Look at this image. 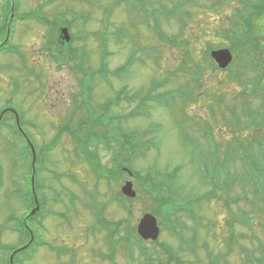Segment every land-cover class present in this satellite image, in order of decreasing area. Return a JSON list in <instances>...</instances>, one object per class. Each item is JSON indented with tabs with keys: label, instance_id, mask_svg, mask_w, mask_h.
<instances>
[{
	"label": "rangeland",
	"instance_id": "374dc122",
	"mask_svg": "<svg viewBox=\"0 0 264 264\" xmlns=\"http://www.w3.org/2000/svg\"><path fill=\"white\" fill-rule=\"evenodd\" d=\"M149 1L154 4H147L145 10L132 9L138 0H130L135 4L128 2L131 9L124 0H16L17 10L21 12L42 11L51 18L59 11L68 19L73 17V49H65L68 43L65 48L58 43L57 49L79 52L80 67L73 69L76 62L72 58L68 59L69 64H60L54 60L58 56L44 49L47 33L53 32L54 43L55 39L58 41V32L54 35L50 24L39 20L17 23L18 33L12 36L14 47L0 52V110L8 100L19 110H26L24 131L39 154L36 180L42 207L38 217L29 223L34 236L45 243L29 248L30 237L23 236L15 227L16 218L30 211V186L25 180L29 156L24 141L10 128L3 127L0 129V242L5 246H27L15 254L13 264H139L142 259L137 250L130 256L126 253L125 241L118 244L114 258H108L111 252L108 231L98 222L96 212L108 204L101 215L104 221L125 219L127 211L113 199L123 196L132 210L131 221L137 225L145 213L158 209L159 201L150 190L152 182L125 172L120 178L100 171L103 174L99 177L80 151L82 147L77 146L68 132L54 150L41 152L72 116L73 98L81 94L82 85L91 95L92 104L104 110L105 103L114 99L122 88L136 95L113 105L109 119L107 114L101 117L105 123L114 118L108 125L118 140L133 131L140 141L146 142L138 146L135 158L128 160L130 165L123 160L124 156L118 164L131 167L142 176L149 173L155 176V171L174 174L173 184L181 198L206 196L211 187L218 189L216 197L192 200L200 219L197 224L182 213L180 219L187 224L185 229H179L182 234L171 226L161 227L159 242L173 248L172 263L213 264L217 260L216 264H264V181L258 169L256 182L249 179L250 172H254L250 171V162L259 160L264 165V155L258 153L260 143L249 144L254 137L264 139V125L247 126L253 119L250 112L264 111V96L250 95L252 84L243 85L230 78L229 71H213L203 62V51L209 44L227 48V39L219 33L229 29L241 3L194 0L183 5L191 15L182 23L176 16L165 13L155 20V7H171L182 0ZM3 13L4 1L0 0V31L6 30ZM147 13H151L150 23L142 21ZM259 21L256 35L263 39L264 12ZM156 25L177 36L172 44L160 41ZM185 41L189 42L188 47L182 44ZM186 48L191 59L203 65L200 86H196L191 66L185 67L184 63L189 61L185 57ZM60 58H66V54ZM104 62L108 64V72L98 71ZM124 63L126 69L116 74ZM86 72L88 77L84 76ZM171 73L172 77L168 78ZM246 76L255 77V70ZM16 82L20 83L17 86L20 90L14 93ZM158 84L163 87L153 90ZM261 84L264 85V79ZM244 89L247 94H243ZM151 92V99L136 108L141 98ZM135 108L139 114L131 112ZM116 143L121 147L116 140L89 145L100 161V170L113 168ZM245 146L246 155L242 149ZM244 157L250 164L241 160ZM245 175L248 179L244 183L241 179L245 180ZM125 180H132L138 193L132 200L121 195ZM250 200L257 203L256 210ZM194 229L197 236L189 241ZM150 245L157 252V264L170 261L158 245L152 242ZM6 259L8 255L0 249V264Z\"/></svg>",
	"mask_w": 264,
	"mask_h": 264
},
{
	"label": "trees",
	"instance_id": "16d2710c",
	"mask_svg": "<svg viewBox=\"0 0 264 264\" xmlns=\"http://www.w3.org/2000/svg\"><path fill=\"white\" fill-rule=\"evenodd\" d=\"M194 0H182L179 2L174 3L171 7H164L161 6V14H164L169 17L176 16L182 23H184L189 17L190 13H188L184 8V4L188 3H194ZM241 5L235 10L233 19L231 22V26L228 27L229 29L223 30V32L219 33V36L224 38L225 40L227 39L228 45L226 47H229L234 53L237 54V57L235 58V61L233 64L227 68L229 69L230 72V78L234 80L240 81L241 84L243 85H249L252 83L253 79L248 78L246 75L248 72L255 70L256 76H261L264 73V58H261V55L264 53V44L262 41H260V37L256 35L258 33V29L260 27L259 20L263 16L264 12V0H239ZM152 4L154 3L153 1H148V0H138V3L136 5L132 6L134 8H140V9H145L147 8V4ZM129 7V6H128ZM130 8V7H129ZM160 8H155V20L158 19V15H156L157 10ZM131 9V8H130ZM139 9V10H140ZM138 10V11H139ZM148 15L142 19L143 22L145 23H150L149 22V15L151 13H147ZM156 33L159 36V39L161 42H173L177 36H171L166 33V31L162 30L158 25H156ZM172 44V43H171ZM182 44L187 45L189 44L188 41L183 42ZM219 48L218 46L215 47L212 44H209L206 50L203 51V62L208 64V67L215 71L218 70L217 65L214 63L210 56V51L212 49ZM187 49V48H186ZM185 57L189 59L188 62L184 63L185 67L191 66V69L193 70L192 72V77L196 82V86L201 85V77L203 76V65L202 63L199 62H194L193 59H191V52L187 49L185 53ZM236 69H234V67ZM127 67V64H123V67L119 70L116 71V74H120V72L123 70V68ZM83 71V69H81ZM87 71V70H85ZM98 71L102 72H108V64L107 62H104L101 64V68ZM88 72V71H87ZM85 73L84 76L88 77L89 73ZM115 73V70H113ZM96 73V72H95ZM97 75L100 76L97 72ZM102 76V75H101ZM100 76V77H101ZM172 77V73L168 78ZM86 78L83 81V84L85 85ZM163 87L162 84H158L154 86L153 90H156L158 87ZM87 88L82 85V91L80 95H76L74 99V106L72 108L71 114L72 116L69 117L68 122L64 127L58 130L55 138L48 144H45L44 147L42 148L41 152L43 154H46L47 152L54 150L58 144L61 141V138L65 132H68L70 135H72L75 139V142L77 143V146L81 148L86 160L92 165V168L94 171H97L96 174L101 175L100 171H107L112 176H118L121 173H123V169L121 166V163L118 164L117 161H121V158L124 156L123 160L128 163V160L131 158L134 159L136 154L138 153L137 149L141 144H145L146 142L140 141V136L135 133V132H129L128 135L121 136L122 140H118L116 136V132L112 133V130L109 128V123L114 119L111 118V121L109 122V115L110 112H112V106L113 105H119L120 100L122 98H130L132 99L133 97H136V95H131L129 94L128 90H123L118 93L117 98L108 100V102L105 103L104 109L100 108V105L94 106L91 102V99L89 96H91L87 93ZM124 91V92H123ZM191 91V90H190ZM246 93V89L243 90V94ZM250 95L253 96H264V85L260 84V78H257L254 83H252V87L250 89V92H248ZM126 94V95H125ZM151 94L152 92L149 93L148 96L141 98V102L145 103L147 99H151ZM191 94V93H190ZM247 94V93H246ZM157 98V97H155ZM93 106V107H92ZM264 106V104L262 105ZM141 107V106H140ZM101 109V110H100ZM131 112H135L134 114H137L138 111L136 112V108L132 110ZM245 113V109H244ZM253 115V119L248 121L247 126L252 127L253 125L259 126V125H264V113L255 111V112H250ZM107 114L108 119L106 120V123L104 122V119L101 118L102 116H105ZM240 119L237 116L235 118V123H239ZM108 122V123H107ZM71 124L75 126H71ZM16 135H18L25 143L26 146V151L27 154L32 162V152L31 148L27 142V140L24 138L23 134L20 132L18 127H14L11 129ZM104 130V131H102ZM86 132V133H85ZM85 133V134H84ZM82 134V135H81ZM144 135H147L145 133ZM143 135V136H144ZM95 139V141H90ZM263 139V138H262ZM112 141L116 140L121 144V147H119V144L116 143V148L115 153L113 154L112 161L114 163L113 168L111 170H100V161L97 160L96 156L90 149L92 146L91 143L93 142H107V141ZM122 141V142H120ZM260 143V151H258L259 155H264V139L261 140L256 139L254 137L252 141L249 142V144L253 143ZM91 145V146H89ZM77 147V148H78ZM78 148V149H79ZM244 150V154L246 155L247 152V146L242 148ZM38 154V153H37ZM129 155L128 158H126V155ZM39 158V154H38ZM37 158V161H38ZM243 162H248L247 158L244 157ZM258 162H248L250 164L251 168L250 171L253 169L254 172H250L251 174L249 175V179L252 178L253 182L255 179L256 182V169H258L257 173L261 175L262 180L264 181V165L261 163V161L257 160ZM129 164V163H128ZM130 165V164H129ZM29 172L28 174L25 175L27 179V183L29 184V194L31 195V200L29 202L30 205V210L35 206L34 204V196L31 191V180L30 176L32 174V167L29 165ZM179 171L180 168H177ZM99 171V172H98ZM156 175L153 176V174H147L146 176H142L139 174V172L135 171V175L137 178L140 177L142 181H147L150 180L152 182V186L150 187L151 192L153 193L154 199L158 202L159 201V206L158 209H155L152 211L153 214H155L160 220L159 223L160 225L164 228L166 226H171L174 230L178 231L179 234L183 233V229L187 227V224L180 219V214L185 213L187 214L193 221L195 220V224L199 222V218L196 213H194L193 206L191 204L193 199L196 200H207L209 195H215L217 188L214 187L212 191H210L206 196L201 195V197H196L190 195V197H180L179 193L175 189L176 186H174V178L175 175L169 172H164L161 173L160 171H155ZM108 178V177H107ZM245 180L242 178L241 180L245 183V181L248 179L247 175L244 176ZM239 179V178H238ZM258 181L262 180L257 179ZM242 181L239 182L241 183ZM254 182V183H255ZM244 188V187H243ZM38 189L37 186V180H36V190ZM257 191H255L256 193ZM198 198V199H197ZM114 200L120 202V207L122 206L124 210L127 211L128 215L125 219L119 220L117 222L110 221V220H103L101 217L102 211L106 209L108 204H104L100 210L97 208V218L98 222H102L103 226L107 228V240H109V248L112 251V255H114L116 248L118 244H121L122 242H126V250L127 254L130 256L132 252L138 251V254L140 257H142L141 261H139V264H157V252L154 247L150 245V241H143L139 235L137 234L136 230V224H133L131 221V208L128 207V205L123 201V196L122 197H113ZM128 200H132L127 198ZM249 202H252L251 200ZM161 204V205H160ZM254 206V210L257 209V203L254 201L252 202ZM42 206V204H41ZM264 211V209H263ZM26 214L21 215L19 218H16L17 224L16 228L19 233H21L23 236L26 235L29 237V233L27 230V224L29 225V221L35 220L39 212L33 216L29 217L26 219ZM249 223L251 221L249 220ZM162 228V229H163ZM179 229H182L179 231ZM195 230V229H194ZM121 231H123V234H121ZM194 232V231H193ZM121 234V235H118ZM194 237H192L190 240H193ZM108 242V241H107ZM37 243V242H35ZM155 243L156 245L159 246L161 250H164L168 256L170 261L167 264H173L172 260L174 259L175 256H173L174 251L173 248L166 242H152ZM39 245V242L37 243ZM40 246V245H39ZM34 247L33 244L29 246V248ZM7 250H9V255L11 252L15 249L14 247L7 246ZM25 251V250H24ZM27 254V252H25ZM24 254V255H26ZM111 255V254H110ZM108 255V257L112 260V258ZM114 257V256H112ZM214 259V258H213ZM217 261V260H216ZM216 261L213 264H216ZM250 261L253 262V258L250 257ZM7 264H10L9 261ZM179 264V263H178Z\"/></svg>",
	"mask_w": 264,
	"mask_h": 264
},
{
	"label": "flooded vegetation",
	"instance_id": "af4514ba",
	"mask_svg": "<svg viewBox=\"0 0 264 264\" xmlns=\"http://www.w3.org/2000/svg\"><path fill=\"white\" fill-rule=\"evenodd\" d=\"M12 2V1H11ZM5 4V13H3V21H6V10H7V5H6V1H4ZM12 5H14L15 10H14V16L13 19H11V13H12V6L9 9V18L8 21L6 23V25L4 26V28H6V30H1L2 34L0 35V48H4L7 49L8 47H14V42L12 41V36H16L18 33V28H17V23L19 22H31L32 20H38V19H34L33 18V12L29 11L27 12H21V10H17L16 8V0H14V2H12ZM41 17H45L47 19L50 20V26L52 27L54 31V35H56V32H58V41L56 42V39L54 41V43H52V33H47V35L45 36L46 38V43L44 44V49L46 51H49L51 54L58 56V58H55L54 60L59 62L60 64L63 65H67L69 64L70 61L74 59V61L76 62L74 64V68L73 69H79L80 67V62H79V52L77 51H72V52H63V49L61 52L58 51L57 49V44L61 43V47L65 48L66 44L68 42L65 41L64 39V35H63V29L66 26V20H65V16L63 15L62 12L57 11L56 13L53 14V16L50 18L49 15L47 14H41ZM9 24H10V32H8V28H9ZM0 31V32H1ZM264 33V32H263ZM262 39V38H261ZM264 36L263 39L261 40L264 44ZM72 42V41H70ZM70 42L67 44V48H65L66 50L71 49L72 45L70 44ZM73 42H74V38H73ZM72 42V43H73ZM64 49V50H65ZM73 49V48H72ZM61 54H66V58H60ZM72 58V59H71ZM78 63V64H77ZM14 85L16 86V88L14 89L15 92L17 93L20 88H17V86H20V83H14ZM12 100H8L6 101V103L3 105V107L0 110V127H15L17 126V120H16V113L19 114L20 117V123L21 125L23 124V126L26 125L25 121H24V116L26 114V110L25 111H21L18 108L12 106L9 104V102H11ZM68 122V120H67Z\"/></svg>",
	"mask_w": 264,
	"mask_h": 264
},
{
	"label": "water",
	"instance_id": "95a60500",
	"mask_svg": "<svg viewBox=\"0 0 264 264\" xmlns=\"http://www.w3.org/2000/svg\"><path fill=\"white\" fill-rule=\"evenodd\" d=\"M63 35L65 37L66 41H69L71 39L68 28H65L63 30ZM211 56L215 59L216 63L220 68H226L233 60V54L228 48L224 49H218V50H213L211 52ZM17 121L19 124V116L17 115ZM22 130V129H21ZM29 143L32 147V152H33V169L35 172V163L37 159V153L34 145L32 142L29 140ZM34 181L35 178L34 176L32 177V184H33V190L34 189ZM122 191L124 194L130 196V197H135L136 196V191L133 189V183L131 181H128L126 185L122 188ZM36 200V208L31 212L30 215H34L38 209H39V201L37 196H35ZM138 232L139 234L144 238V239H151V240H157L159 235H160V228L158 226V221L157 218L151 214L147 213L144 215V217L141 219L139 225H138Z\"/></svg>",
	"mask_w": 264,
	"mask_h": 264
}]
</instances>
